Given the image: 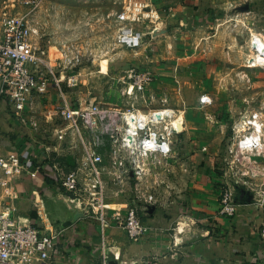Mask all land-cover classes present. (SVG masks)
<instances>
[{"label":"rangeland","instance_id":"rangeland-1","mask_svg":"<svg viewBox=\"0 0 264 264\" xmlns=\"http://www.w3.org/2000/svg\"><path fill=\"white\" fill-rule=\"evenodd\" d=\"M148 1L44 0L28 12L39 28L40 53L49 61L53 74L47 75L48 92L33 94V102L23 115L31 123L36 122L33 129L41 134L49 150H56L48 162L68 171L97 151L95 127L88 123L98 110L102 115L98 127L104 139L101 150L107 155L116 151V164L107 160L100 181L109 213L125 214L130 201L142 202L146 194L159 198L176 194V201L187 202L192 181L212 183L220 193L219 204L224 192L230 194L234 204L264 199V59L250 66L248 57L252 35L264 41V0L245 1L237 14L219 12L212 18L217 19L216 24L198 25L199 30L194 32L189 31L187 23L176 22L173 76L157 74L148 66L156 52L148 43L167 32L168 38L173 36L172 23L153 12ZM7 2L0 0V9ZM129 6L141 9L142 18L132 25L148 34L134 50L115 43L116 14ZM178 26L181 31H177ZM153 28L157 30L151 31ZM186 35L188 39L184 40ZM197 39L201 44L194 45ZM133 68H149L155 75L148 87L149 103L121 92L123 76ZM58 78L62 80L59 86L55 85ZM69 78L74 80L71 85ZM203 96L208 101L202 102ZM174 98L176 115L174 120L166 118L164 125L166 130L172 128L170 124L176 128L175 163L171 154L144 153L137 137L126 134V130L138 128L143 114L173 109ZM66 107L74 112L81 110L88 121L71 128L61 115ZM133 108L139 112L134 113ZM123 112H130L129 126L121 120ZM253 119L262 125V145L252 151L243 150L238 143L254 131L243 130L250 128L245 126L246 121ZM111 134L120 141L108 142L106 137ZM125 136L130 148L121 141ZM173 164L176 171L169 169ZM200 167L208 170L206 175L199 173ZM19 176L0 169V207L11 203ZM58 205L61 209L68 207L63 201Z\"/></svg>","mask_w":264,"mask_h":264},{"label":"crops","instance_id":"crops-1","mask_svg":"<svg viewBox=\"0 0 264 264\" xmlns=\"http://www.w3.org/2000/svg\"><path fill=\"white\" fill-rule=\"evenodd\" d=\"M247 1L260 0H149L152 11L172 23L173 35L168 38L167 32L148 43L156 49L147 62L150 69L163 76L176 74V22L187 23L189 31L194 32L199 30L198 25L216 24L217 19L212 18L219 12L237 14L239 6ZM198 43L197 39L194 45ZM174 102L176 112L175 98ZM37 134L31 125L19 122L0 95V155L16 152L20 156V166L13 171L20 175L16 192L11 203L0 207V211L8 207L21 225L36 224L47 232L54 231L61 251L53 261L35 260L29 264H264V199L235 203L233 216L222 215L218 212L219 191L212 183L200 181L190 183L187 202L176 201V194L162 198L147 220L153 229L143 237L131 240L113 223L103 240L85 212L50 179L51 164L41 153L46 143ZM174 151L170 156L175 163ZM53 153L56 150H49V155ZM169 169L176 171V166ZM198 171L206 175L208 170L200 167ZM60 201L68 207L61 209Z\"/></svg>","mask_w":264,"mask_h":264},{"label":"built area","instance_id":"built-area-1","mask_svg":"<svg viewBox=\"0 0 264 264\" xmlns=\"http://www.w3.org/2000/svg\"><path fill=\"white\" fill-rule=\"evenodd\" d=\"M44 0H8L0 9V95L7 102L10 112L18 118L19 122L26 125H36V122L24 117V112L33 102L32 95H45L48 92V74L51 72L49 61L40 53L39 47V28L30 19L28 12L36 10ZM27 8V12L20 11ZM132 9L130 6L116 14L117 31L115 43L129 50H134L141 46L147 33L132 24L142 18L141 9ZM144 12V11H143ZM142 12V13H143ZM139 13V14H138ZM149 14V13H148ZM148 17V16H147ZM153 28L151 31H155ZM252 35V34H251ZM253 36V35H252ZM252 46L256 50L264 52V45L259 44L258 40H251ZM154 73L150 69L128 70L123 76L121 92L134 98H141L147 103L151 101L148 94V87L153 83ZM69 78L68 83L74 81ZM61 78L55 80V85L59 86ZM208 97H201V101H208ZM166 118L176 115L174 109ZM139 110L133 108V112ZM157 112V111H156ZM123 112L121 120H126L129 126L127 114ZM148 114H143L142 121H138V128L134 134L139 140L144 153H155L167 156L172 154L174 149L175 126L170 130L165 129L164 120H158L156 115L153 119L148 118ZM71 128H79L85 118L84 112H74L70 107H66L61 112ZM93 121L88 123L95 127L97 151L89 154L82 163H78L73 169L63 171L58 167V163L51 165L52 172L49 175L54 184L65 191L74 204L85 212V216L92 221L94 227L101 233L105 240L106 229L111 224L119 225L131 240H138L153 228L149 225L148 219L154 214L156 206L162 198L155 194H146L142 202L130 201L128 210L125 214L115 211L109 213V206L103 192V185L100 183L102 175L105 174V163L110 158L111 164H116L114 158L116 151L107 155L101 150L100 143L104 142L102 132L98 125L101 122V112L94 110ZM88 121V120H87ZM32 126V127H33ZM126 134L128 131L126 130ZM114 139V140H113ZM108 142L120 141L114 134L108 138ZM126 145L125 137L121 138ZM128 143V142H127ZM43 151L50 159L48 147L43 145ZM20 166V156L14 152L7 156L0 155V169L9 173L18 169ZM136 173L140 172L136 170ZM123 181L121 180V183ZM95 192V194H94ZM131 199V198H129ZM142 204V205H140ZM219 214L233 216L236 207L231 200L228 192L221 195L219 204ZM10 211H0V264H29L35 260L50 262L61 251L56 243L57 233L47 232L46 229L36 224L21 225L14 219Z\"/></svg>","mask_w":264,"mask_h":264},{"label":"bare ground","instance_id":"bare-ground-1","mask_svg":"<svg viewBox=\"0 0 264 264\" xmlns=\"http://www.w3.org/2000/svg\"><path fill=\"white\" fill-rule=\"evenodd\" d=\"M261 36L254 34L253 38H251L252 40L256 39L258 40L259 44L264 45V41L263 39L260 38ZM251 45V51L249 54V65L250 66H255L257 63H261V60L264 59V52L262 50H256V48L254 46ZM156 115V118H158V120H165V117L167 116V114H171V110H161L158 112H153L151 113L149 116L150 119H153V115ZM142 121V120H141ZM250 126L249 129H243V130H251L253 129L254 131L252 133H249L247 135H244L243 138L239 141V147L242 148L243 150H248V151H252L254 149L259 148L262 144H261V132H262V125L259 123V121L257 119H253V120H247L246 121V127ZM136 130H129L128 132V136L130 134H135ZM126 135V136H127ZM125 136V140H129L126 139ZM128 142V141H127ZM126 142L127 145H129Z\"/></svg>","mask_w":264,"mask_h":264},{"label":"trees","instance_id":"trees-1","mask_svg":"<svg viewBox=\"0 0 264 264\" xmlns=\"http://www.w3.org/2000/svg\"><path fill=\"white\" fill-rule=\"evenodd\" d=\"M47 180H48V182L50 183L51 182V180L50 179H48V178H46Z\"/></svg>","mask_w":264,"mask_h":264}]
</instances>
